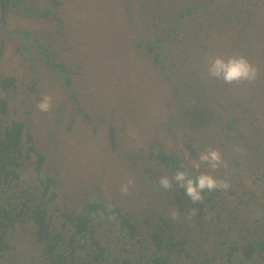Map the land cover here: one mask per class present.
I'll return each mask as SVG.
<instances>
[{
  "label": "rangeland",
  "instance_id": "rangeland-1",
  "mask_svg": "<svg viewBox=\"0 0 264 264\" xmlns=\"http://www.w3.org/2000/svg\"><path fill=\"white\" fill-rule=\"evenodd\" d=\"M124 1L21 0L22 11L26 10V4H29L36 14L30 11L19 13L15 11L12 3H8L5 8L0 5V43L3 49L0 52V75L2 78L13 77L18 80L16 91L11 88L6 92L11 98H7L10 102V116L5 117V120L20 118L28 124L29 132L33 135L39 151L46 153V164L43 169L49 174H58L59 199L55 204L58 210L54 212L58 218L54 219V227L60 230L59 223L64 219L62 211L72 210L77 213L92 198L104 200L107 204L117 203L137 219L142 218L140 210L148 211V214L153 213L155 207L147 206L145 201L149 198L153 204L159 194L150 182L160 187L158 179L162 175L172 176L174 173L149 157L150 147L155 150L158 147L153 146L160 143L162 148L181 157L192 167L193 161L197 159L188 149V145L192 144L197 149L198 156L209 148L220 151L227 166L222 165L213 172L207 165H202L200 171L217 179H225L230 187L222 190L223 199L220 198L217 211H213L214 218L207 217L202 228L200 226L202 220L197 221L195 217L189 219L187 210L177 217L178 221L175 222L180 227H186L191 233L189 236L193 240L191 248L195 251L206 247L209 252L213 250L216 253L218 247L214 246L212 240L214 235L210 234V231L215 225H220L222 219L218 222L216 218L219 213L221 218L230 213L238 221L237 230L231 234L225 230L221 237L228 242L241 243L242 238L261 236L264 225V178H257L254 174L260 168L258 165L253 166L252 163L257 162L252 157L249 159L253 151L249 150L247 153L250 163L244 162L237 168L234 161L241 157L239 153L245 158L242 151L246 149L239 144L240 142L236 144L232 139L226 140L221 137L220 133L210 132L214 127H207L206 113L215 119L219 118L221 109L223 110L226 104L234 105L238 100L242 105H246L244 108L246 115L240 109L235 110V115L240 117L239 125L246 131L245 138L251 139L252 143L262 144L259 155L264 158V54L259 53H262L261 50L264 48V0L251 1L253 17L255 23H259L262 34L253 41L248 37L247 28L241 39L247 36L250 49L246 47L241 53L230 41L228 42V38L233 34L230 24H224L219 32L216 26L218 20L213 14H209L205 22H196L199 19L195 21L196 27H204V34L197 36L198 44L200 41L201 44L216 43V47L225 52L227 57L234 53L248 57L246 51L251 50V56L254 57L251 63L260 73L254 83L232 84L230 85L232 89L227 91L212 90L211 78L204 73L199 74L198 78L203 80V90L211 95L210 98L204 97L197 80L188 76L191 71L188 61L194 59L193 51L197 49H194L190 42L180 51H175V47L168 49V46L175 44V41H170L164 50L171 59L172 56L175 57L173 64L175 73L170 67L161 69L154 65L149 59L150 56L146 54L145 47L158 32L148 24L142 25L139 15L140 0H132L133 13L124 9ZM248 1L244 0L247 3ZM49 9H53L52 14L43 15ZM230 11L232 14L230 19L239 27L240 14L235 6ZM189 20L186 22L189 23ZM134 22L137 23V27L131 25ZM20 31L51 39V51L71 72L74 94L66 92L59 76L47 70L40 63L38 54L22 43L21 38L15 34ZM249 31L254 39L250 28ZM192 33L190 30L187 35L184 24V30L180 31L178 39L182 36L190 37ZM138 43L143 44L142 49L138 47ZM165 72L171 75V80L178 85L177 87L182 90L191 89L196 98L204 97L202 102L208 103L209 106L193 108L189 99L187 106H182L186 99L182 103H175V99H172L173 92L168 87L169 80L163 77ZM183 73H187L186 78ZM44 95H49L53 99L52 110L47 113L40 112L36 107ZM0 97H5V93L1 92ZM219 100L223 102L222 105L219 104ZM210 101L213 102L218 114ZM196 111H199V114L196 115ZM175 117L184 122L187 129L194 127L192 132L198 141H192L184 133H179ZM249 117L251 119L247 120ZM205 137L208 139L211 137V140L206 141ZM258 162L264 170V162L259 160ZM36 176L35 171L25 167L23 184L35 181ZM145 177H148L150 182ZM129 178L134 179L135 185L130 195H122L120 187ZM230 188L233 193L229 191ZM174 208L177 210L172 206L162 211L170 219L176 211ZM178 210V213L181 212ZM154 216L155 229L160 230L162 226L160 216L157 213ZM137 221L139 227L145 225L143 221ZM107 223L104 219L95 222V232L109 236L118 252H124L126 243L134 246L135 240H128L125 238L126 233L119 232L118 221L117 224L112 221L113 226L110 224L109 228L106 226ZM32 231L31 226L26 228L28 236ZM120 238L124 240L119 241ZM106 240L107 238H104L105 243ZM16 246L20 255L36 256L31 244L21 241L17 242ZM228 251L225 247V253ZM19 252L13 251L14 258L6 264H26L16 262L20 257ZM140 255L135 254L134 259L144 261ZM239 256H242L241 252ZM178 260L180 264H196L184 255ZM225 262L223 260L221 263ZM255 262L264 264V258L256 256Z\"/></svg>",
  "mask_w": 264,
  "mask_h": 264
},
{
  "label": "trees",
  "instance_id": "trees-1",
  "mask_svg": "<svg viewBox=\"0 0 264 264\" xmlns=\"http://www.w3.org/2000/svg\"><path fill=\"white\" fill-rule=\"evenodd\" d=\"M251 1L249 0L247 3L244 0H140L139 15L142 25L148 24L155 32H158L157 36L151 38L146 44V54L150 56L149 59L154 65L159 66L161 69L170 67L173 70L175 57L172 56L173 58L171 59L164 49H166L170 41H175V44L168 46V49L175 47V51H180L186 46V43L190 42L194 49L197 50L193 51V54L195 53L194 59L188 61V67L191 70L188 76L197 80L204 97L210 98L211 95L203 90V80L198 78L199 74L204 73L207 75L204 67L205 57H227V55L216 47V43L205 42V44H201V41L199 44L197 43V36L204 34V27H196L195 21L199 19L196 22H205L209 14H213L219 22L216 25L219 28V32L224 24H230L233 34L231 38H228V42L230 41L241 53L242 49L246 47L250 49L247 36L241 39L247 28L248 37L253 41L262 34L259 23H255L254 12L251 10ZM124 2V9L129 13H133L132 0H125ZM227 2L229 3L225 6L224 4ZM8 3H12L15 11H19V13L24 11H30L32 14L37 13H34L35 10L29 4H26V10L22 11L20 9L21 0H0V5L4 6V8ZM233 6L240 14L238 18L240 20L239 27L235 26L236 22L230 19V10ZM45 12L43 15H50L53 9ZM187 19H190L189 23L186 22ZM245 23H247V27H245ZM184 24L185 28H187V35L190 30L193 33L190 37L182 36L178 39L180 31L184 30ZM131 25L138 26L136 22ZM158 28L163 30L161 31ZM249 28L254 39L250 35ZM15 34L21 38L22 43H25L26 47L33 49L38 54L40 63L47 70L59 76L64 90L74 94L71 84V72L64 63L57 60V56L51 51V39L22 31L15 32ZM192 36L195 38L193 39ZM138 47L142 49L143 44L138 43ZM2 50L0 43V52ZM261 51L262 53H259L264 54V48ZM246 52L248 54L246 58L251 62L254 59L253 55L251 56V50ZM261 64L262 62L259 63V65ZM172 72L175 73L174 70ZM183 76L186 78L187 73H183ZM163 77L169 80L168 87L173 92L172 99H175V103H182L186 99V101H183L182 106H187L189 99L193 104V108L198 109L209 106L208 103L202 102L204 97L196 98L191 89L182 90V88L177 87L178 85L173 83L169 73L166 74L165 72ZM181 80L184 83V80ZM17 82L16 78H2L0 75V93H5V97H0V264H6V262L14 258L13 251L17 250L19 252L16 249V244L21 241L31 244V248L36 254V256L31 254V257L26 254H21L23 255L21 256L19 252L20 257L16 262L19 261L26 264H29V262L32 264H180L178 259H181L182 255L195 261L196 264H256V256L264 258V225L262 226L263 234L261 236H250L248 239L242 238L241 243L233 241L230 243L228 240L221 238L225 230L228 234L237 230L238 221L230 213L225 218H221L220 213L216 215L218 222L222 219L219 223L220 225H215L210 231L211 233L209 232L215 237H212V240L214 246L218 247L216 253L213 250L209 252L206 247L202 250L194 251L191 248L193 240L189 237L190 231L186 227H180L178 223L170 220L162 210L174 206L177 210H181L179 213L182 215L184 211L186 212L187 210L189 212L191 208H196L197 214L195 218L197 221L198 219L202 220V223H200L202 228V225L205 226L206 224L207 217L214 218L215 214L213 211H217L219 207L222 190H216L212 193L205 191L203 202L192 204L184 190L174 188L170 192L165 191L150 182L148 177L145 178L156 188L159 194V196L155 197L153 204L149 198L145 201L147 206L155 207L153 213L148 214V211L140 210L142 218L137 219L128 210L118 206L115 202V204H107L104 200L92 198L77 213L72 212V210L62 211L61 215L64 216V219L63 222L60 221L59 223L60 230L56 229L53 223L55 217L56 219L58 218V215H54V212L58 210L55 206L59 199L60 180L58 174H49L43 169L46 164V153L42 150L39 151L33 135L29 132L28 124L20 118H13L11 121L6 118L5 120V117L10 116V102L7 98H11V95L6 92L7 90L10 91L11 88L16 91ZM210 85L212 90L227 91L232 89L230 85L212 78ZM218 102L221 105L223 104L221 100ZM210 104L213 105V102L210 101ZM245 106L238 100L234 105L226 104L224 109H221L222 113L220 112L219 118L215 119L207 112L206 125H208L207 127H214L210 132L220 133L221 137L226 140L232 139L236 141V144L240 142L239 144L247 150V152H245L246 150L242 151L245 154V158L239 153L241 157L234 161L237 168L244 162L249 164V159L251 160L252 157L257 162L252 163L253 166L258 165L260 168L254 173L255 176L264 178L263 167L258 162V160L264 162V158L259 155V148L262 147V144L259 142L258 144L252 143L250 142L251 139L247 140L245 138L246 131L239 125L241 122L240 117L235 115V110L239 111V109L246 115ZM212 108L216 112L217 109L214 105ZM195 114H199V111H196ZM216 114H218V111ZM175 119L177 120L179 133H184L192 141H198V138L192 132L194 127L187 129L183 124L184 122L182 123L176 117ZM248 119L251 118L249 117ZM215 123H219V127ZM172 125L175 128L174 124ZM255 128L253 129L257 133ZM112 137L114 138V133ZM204 140L210 141L211 137L209 139L205 137ZM157 144V146H153L158 147L155 150L152 146L150 147L149 157L151 159L160 162L173 173L178 170H187L194 175L199 174L195 172L191 165L186 164L181 157L166 151L160 143ZM188 149L194 158H198V151L192 144L188 145ZM249 150H252L253 154H250L248 159L247 153ZM25 167L35 171L37 176L35 181L24 185L23 172ZM229 191L233 193L231 188ZM159 206H164V208L162 209ZM155 213L161 219L160 224L162 226L160 230L155 229ZM101 219L108 222L106 224L108 228L112 221L116 224L118 221L119 232L126 233L125 238L128 240H135L134 246L137 248L135 249L134 246L126 243L124 252H118L109 236L95 232L94 223ZM137 220L143 221L145 225L142 224L139 227ZM28 226L33 229L30 236L26 232ZM98 227L101 228V226ZM109 231L112 232L111 229ZM104 238H107L106 243ZM118 240L123 241L124 239L120 238ZM198 245L201 246V243ZM225 247L228 248V253H225ZM240 252L242 254L241 257L239 256ZM135 254H141L140 256L144 261L135 260ZM223 260L226 262L221 263Z\"/></svg>",
  "mask_w": 264,
  "mask_h": 264
},
{
  "label": "clouds",
  "instance_id": "clouds-1",
  "mask_svg": "<svg viewBox=\"0 0 264 264\" xmlns=\"http://www.w3.org/2000/svg\"><path fill=\"white\" fill-rule=\"evenodd\" d=\"M204 67L210 78L222 81L228 85H239L245 82L252 84L259 78L260 74L256 66L249 62L246 57L237 53L226 58L221 56H206ZM36 107L40 112H50L53 107L52 97L49 95L42 96ZM202 165H207L213 172L222 165L227 166L220 151L209 148L201 152L192 163V168L195 172L199 173L198 175H194L187 170H178L172 176L162 175L158 179V184L160 188L169 192L174 188L184 190L192 204L203 202L205 191L212 193L216 190H227L230 187V184L225 179H217L208 173L200 172ZM134 185V179H127L120 187L121 194L130 195ZM196 214L197 209L191 208L188 212L189 219L195 217ZM179 216L181 215L176 210L170 219L178 221L177 217Z\"/></svg>",
  "mask_w": 264,
  "mask_h": 264
}]
</instances>
